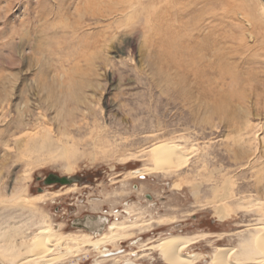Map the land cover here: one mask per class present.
I'll return each mask as SVG.
<instances>
[{
  "label": "rangeland",
  "instance_id": "1",
  "mask_svg": "<svg viewBox=\"0 0 264 264\" xmlns=\"http://www.w3.org/2000/svg\"><path fill=\"white\" fill-rule=\"evenodd\" d=\"M163 142L190 150L179 170L155 169ZM53 173L85 182L44 186ZM260 199L264 0H0V246L5 232L17 244L44 224L87 233L72 222L90 214L102 234L142 214L117 254L168 264L140 243L196 234L186 253L209 264L218 246L253 248ZM256 251L240 264H264ZM96 254L65 264L114 255Z\"/></svg>",
  "mask_w": 264,
  "mask_h": 264
},
{
  "label": "bare ground",
  "instance_id": "2",
  "mask_svg": "<svg viewBox=\"0 0 264 264\" xmlns=\"http://www.w3.org/2000/svg\"><path fill=\"white\" fill-rule=\"evenodd\" d=\"M177 144L178 143L175 144L173 142H163L158 145L156 144V146L151 149V153L153 156V161H154L156 170L171 173L174 170H179L184 165V163L190 159V155H191V153L189 152L190 150L188 151L185 148L183 149L181 145H177ZM146 172H150V170L149 169L141 170V171H138L136 174H133V172L132 173L130 172V176H132L133 178H136L137 176L145 175ZM176 183H179V182H176ZM228 183H231V182H228ZM76 188H79L78 185H73V186H70L67 191H73V190H76ZM256 190H259V188L256 187ZM227 194L223 198L217 199L218 200L217 202L222 203L223 200H225L224 198H228L227 196L230 195V194L229 195ZM52 195H53V198L55 196L60 197L62 193L57 192ZM16 198H17L16 199L17 202L20 203L21 205H24L27 207L34 206L32 205L33 200L32 201H29L28 199L24 200V198H21V197H16ZM34 198H35V201L37 202L39 201L44 202L43 201L44 195H37ZM261 200L262 199H260V201ZM260 205H263V206H261L262 208L259 207L260 209L257 211V213L264 219V201L260 202ZM126 211L129 215H132L136 210L134 209L133 206H129L127 207ZM141 216L142 214H140V216L136 217L134 220L132 219L133 221L128 220V218L127 220H124V221L116 219L115 221H112L110 223L109 227H107L108 229L104 233L97 234L98 233L97 232L96 233L97 235H94L93 233H90V232L86 233L82 231L79 232L80 234H77V233L63 234V233H60L59 231L53 230L51 224H48V225L44 224V226L40 227L31 239L29 238V236L26 235L27 238L30 239L29 241L28 239L27 241L26 240L22 241L23 238L20 236L21 239L19 240H21L22 243H19V244H17L18 240L16 241L15 237L10 236V233L4 231L5 233L2 234V237H3L2 240H4L5 243L3 244L4 246L3 245L0 246V264H20L18 262L19 261L18 259L22 257V255L24 254L29 255V257L27 256L29 260L25 258L27 260L26 263L24 262L25 264H65L69 262V260L79 257V254L81 255V253H84L86 251L92 252L93 250L95 253L100 252L104 255L105 253L114 254L111 257L102 258L98 263L104 264L108 261H112V263L114 262V264H121L126 255L137 254L136 251L129 252V253L124 252L126 254H123V255L122 254L120 255L117 253L120 250L118 248L120 247V244L122 243L123 240H126L129 237H131L134 234V231H136L137 229L141 231L144 230L142 226H143V223L146 221L140 220ZM116 217L119 218L118 214L116 215ZM164 223H168V221ZM151 227H153V225L151 226L150 224L147 227V229L150 230ZM258 228H260L259 229L260 232L258 235L254 236L255 238L253 239L254 249L251 248L252 245H250L252 241L250 243H248V241H244V243L240 245L243 248L249 249V251H247L248 249H246L245 250L246 252H243V253L241 252L237 253L236 252L237 250L235 247L218 246L209 264H240V260L244 259V257H246V259H251V261L252 259H255L254 254H253L254 252L252 251H256V249L257 250L259 249L260 252H264V223L262 222L261 224H259ZM18 231L19 230H17V232ZM200 239H201V236H200ZM194 242H196V234H193V235L175 234V235H168L165 237H160V239H158L155 243L153 244L150 243L151 245H149L148 242H144L143 245L142 243H140L141 244L140 247L141 248L146 247L145 248L146 250L149 249V250L158 252L159 256L163 258L162 260L168 264H197L200 260L203 259V254L202 253H195V254L186 253V249ZM110 246L113 248L108 249L107 247H110ZM134 246L136 247V245ZM17 250L19 252H17ZM255 253H258V251H256ZM243 255L244 257H242ZM135 257H137V255H135ZM20 261H21V258H20Z\"/></svg>",
  "mask_w": 264,
  "mask_h": 264
},
{
  "label": "flooded vegetation",
  "instance_id": "3",
  "mask_svg": "<svg viewBox=\"0 0 264 264\" xmlns=\"http://www.w3.org/2000/svg\"><path fill=\"white\" fill-rule=\"evenodd\" d=\"M53 174H55V173H53ZM50 176H51V174H49L46 178H42V180L40 179L43 182L44 186H51V185L73 186V185H77L79 183L84 184V182H85V179L82 177H73L76 179L72 182L65 181L64 183H60L54 179L50 180ZM60 177H66V176H60ZM104 223H105V220H100V218L98 216L88 214V215H85L83 217H79V218L75 219L72 222V227L82 228L83 230H86L88 232L97 233V232H100L101 230H103L101 227L104 225ZM127 253H129V252H127ZM97 254H99L100 256H104V254H102L100 252H98ZM105 254H107V253H105ZM123 254H126V253H122V255ZM129 255L131 256V254H128L125 256V258L121 264L135 263V262H132L133 260L131 258H128ZM98 262L99 261H96V264H100Z\"/></svg>",
  "mask_w": 264,
  "mask_h": 264
},
{
  "label": "water",
  "instance_id": "4",
  "mask_svg": "<svg viewBox=\"0 0 264 264\" xmlns=\"http://www.w3.org/2000/svg\"><path fill=\"white\" fill-rule=\"evenodd\" d=\"M51 179H54V180H56L57 182H60V183H64L65 181L72 182V181H74L76 178H73V177H60V176H58L57 174H51V176H50V180H51Z\"/></svg>",
  "mask_w": 264,
  "mask_h": 264
}]
</instances>
